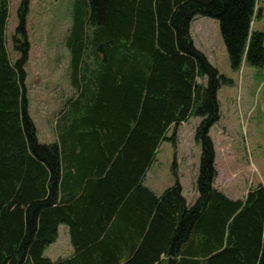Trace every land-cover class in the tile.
<instances>
[{"label":"trees","instance_id":"1","mask_svg":"<svg viewBox=\"0 0 264 264\" xmlns=\"http://www.w3.org/2000/svg\"><path fill=\"white\" fill-rule=\"evenodd\" d=\"M258 0H73L67 39L70 84L53 144H39L26 91L30 0L11 38L0 0V264H264V183L242 200L215 189L217 93L232 84L198 51L196 17L219 22L231 68L264 66V35L252 30ZM201 118L198 197L174 185L156 196L147 169L174 127ZM67 197V198H64ZM67 225L74 261L43 254Z\"/></svg>","mask_w":264,"mask_h":264},{"label":"rangeland","instance_id":"2","mask_svg":"<svg viewBox=\"0 0 264 264\" xmlns=\"http://www.w3.org/2000/svg\"><path fill=\"white\" fill-rule=\"evenodd\" d=\"M20 2L9 0L5 37L12 60L20 57L11 45ZM259 10L262 15L257 17L255 12L252 30L264 35V0H258L256 11ZM199 19L192 27L196 49L222 76L232 81L221 86L217 93L220 119L209 131L217 171L214 187L227 197L242 200L248 191L264 183V66L253 68L243 63L239 70H233L219 22L207 17ZM72 22L73 0H30L26 18L29 51L25 85L39 144L55 142V120L64 103L75 98L66 46ZM200 122L201 118L192 116L179 125L176 146L171 141L174 127L167 131L144 179L156 196L174 185L176 164L184 198L189 204L197 199L201 148L195 135Z\"/></svg>","mask_w":264,"mask_h":264},{"label":"crops","instance_id":"3","mask_svg":"<svg viewBox=\"0 0 264 264\" xmlns=\"http://www.w3.org/2000/svg\"><path fill=\"white\" fill-rule=\"evenodd\" d=\"M199 18L200 17L194 18V20H193V22L191 24V27H190V36H191V39L193 41V44H194L195 48H197V47H196V43H195V40H194V37H193L192 27H193V24ZM55 134H56V132H55ZM149 169H150V167L147 169V171H146V173L144 175V178H143V185L146 188H148V187L144 184V179L147 177ZM181 186H182L183 195H184V187H183L182 182H181ZM149 190L152 193H154L151 189H149ZM64 198H67V197H64ZM228 198L229 199H233V198H231L229 196H228ZM192 204H189V205H192ZM78 253L75 252V249L73 247V244H72V241H71V234H70L68 226L64 225V224H61L57 228V238H56L55 242L52 243L50 246H48L46 248V250L44 251L43 256L46 259H49L52 263H58V262H63V261H74V260H76L77 258L80 257L81 254H78ZM134 254H135V252H134ZM134 254L130 253L129 250H127V249L123 250L120 253L119 258H118L119 264L128 263L133 258Z\"/></svg>","mask_w":264,"mask_h":264}]
</instances>
